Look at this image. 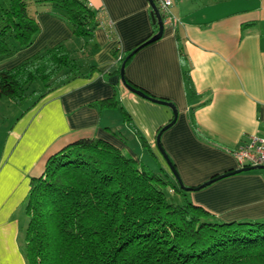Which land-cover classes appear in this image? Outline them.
<instances>
[{"label":"crops","instance_id":"0c3cea01","mask_svg":"<svg viewBox=\"0 0 264 264\" xmlns=\"http://www.w3.org/2000/svg\"><path fill=\"white\" fill-rule=\"evenodd\" d=\"M86 1L98 20L92 39L75 36L54 6L32 2L29 12L39 32L30 45L0 57V69L9 68L64 43L78 59L81 73L59 78L34 104L8 99L16 110L3 123L0 113V264H28L25 206L30 180L40 176L48 157L65 145L96 136L151 168L150 161L158 160L173 174L156 141L157 129L173 117L172 108L130 90L116 72L119 56L153 31L149 0ZM173 2L176 24L164 22L162 36L137 51L124 74L174 104L176 120L162 131L160 143L181 182L197 187L240 168L232 150L248 135L264 133V0ZM92 65L100 71L87 75ZM112 96L116 107L90 105ZM138 133L154 157L144 150ZM186 192L192 203L223 221L264 220V169L229 174ZM175 201L183 199L175 193Z\"/></svg>","mask_w":264,"mask_h":264},{"label":"trees","instance_id":"16d2710c","mask_svg":"<svg viewBox=\"0 0 264 264\" xmlns=\"http://www.w3.org/2000/svg\"><path fill=\"white\" fill-rule=\"evenodd\" d=\"M1 1L0 57L30 45L39 32L40 25L29 12L32 2L54 6L77 37L92 39L98 26L96 11L86 0ZM152 20V33L120 55L116 72L127 54L152 43L147 41L158 30L153 16ZM175 30L177 34V26ZM181 61H188L184 53ZM94 71L100 70L90 66L87 75ZM80 74L78 59L59 43L17 65L1 68L0 98L34 104L59 78ZM185 76L191 89L188 71ZM124 78L147 98L169 102L131 82L125 74ZM90 105L116 107L117 101L112 96ZM121 109L125 120L132 123ZM173 119L157 129L156 137ZM191 123L201 135L193 119ZM138 135L144 150L154 157L146 139ZM175 193L182 202L175 201ZM25 210L29 217L28 264H264V220L223 221L192 203L177 176L162 164L153 169L96 136L75 140L48 157L42 174L30 180Z\"/></svg>","mask_w":264,"mask_h":264},{"label":"built area","instance_id":"2783aa9c","mask_svg":"<svg viewBox=\"0 0 264 264\" xmlns=\"http://www.w3.org/2000/svg\"><path fill=\"white\" fill-rule=\"evenodd\" d=\"M163 22L176 24L177 17L173 12V0H154ZM111 26V25H110ZM240 167L264 165V133L250 134L237 148L232 150ZM172 192L173 189L170 188Z\"/></svg>","mask_w":264,"mask_h":264},{"label":"water","instance_id":"95a60500","mask_svg":"<svg viewBox=\"0 0 264 264\" xmlns=\"http://www.w3.org/2000/svg\"><path fill=\"white\" fill-rule=\"evenodd\" d=\"M149 2H150V5H151V8H152V10H151V15L153 16V18H154V19L157 21V23H158V30H157V32H156L155 34H153V35L151 36V38H150L147 42H154V41L158 40V39L162 36L163 30H164V22H163L162 16H161V14H160V12H159V10H158V8H157V6H156L154 0H149ZM134 52H135V50L131 51L129 54H127V56L125 57V59L122 61L121 66H120V76H121L122 81L124 82V84H125L130 90L136 92V93L139 94V95H142V96L146 97L141 91H138V90L134 89L132 86H130V85L126 82V80H125V78H124V68H125V63H126L127 59H128L131 55L134 54ZM146 98H147V97H146ZM154 101L165 103V104L169 105V106L172 108V110H173V115H174V116H173L174 119H173L172 123L170 124V125H172V124L175 122L176 117H177V111H176V108H175L174 104H172V103H170V102L160 101V100H154ZM170 125H168L167 127H169ZM167 127H166V128H167ZM166 128H165V129H166ZM165 129H164V130H165ZM161 133H162V132H161ZM161 133L156 137L157 146H158L160 152L163 154L164 158L166 159L167 164L169 165V167H170L172 173H173L175 176H177V178L179 179V181H180V187H181L182 189H184L185 191H191V190H194V189L201 188V187H203V186H205V185L210 184L211 182H213V181H211V180H208L207 182H205V183H203V184H201V185H199V186H197V187H188V186H185V185L181 182V180H180V178H179V176H178V173H177V171H176L174 165L172 164L171 160L168 158V156L166 155L165 151L163 150V148H162V146H161V143H160V135H161ZM251 169H264V165H255V166H245V167H240V168H238V169H235V170H232V171L226 172V173L220 175L218 178L223 177V176H226V175H229V174L238 173V172H241V171H246V170H251ZM218 178H217V179H218ZM215 180H216V179H215ZM215 180H214V181H215Z\"/></svg>","mask_w":264,"mask_h":264},{"label":"rangeland","instance_id":"374dc122","mask_svg":"<svg viewBox=\"0 0 264 264\" xmlns=\"http://www.w3.org/2000/svg\"><path fill=\"white\" fill-rule=\"evenodd\" d=\"M1 2L3 3L4 0H2ZM1 58H2V57H1ZM119 59H120V56H119ZM32 88H33V86L31 85L30 88H29L28 90L30 91ZM15 108H16V106H14V105H12L11 103H9V101H8L7 98H0V113H2V123L5 121L4 118H5L7 115H9L11 112H13V110H16ZM154 160H155V159H154ZM154 160H151V161H150V164H151V166H152L153 168H155L157 164H159V163L161 164L160 161H158V160H155V161H154ZM169 193L172 194V195H170V196L173 197V195H174V191H172V192L169 191ZM168 195H169V194H168Z\"/></svg>","mask_w":264,"mask_h":264}]
</instances>
